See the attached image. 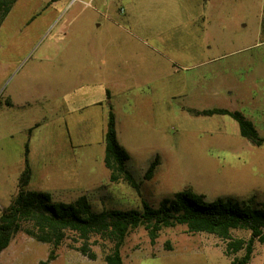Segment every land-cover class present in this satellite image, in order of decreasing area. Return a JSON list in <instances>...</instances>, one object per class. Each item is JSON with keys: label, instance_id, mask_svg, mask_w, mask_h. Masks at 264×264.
<instances>
[{"label": "rangeland", "instance_id": "1", "mask_svg": "<svg viewBox=\"0 0 264 264\" xmlns=\"http://www.w3.org/2000/svg\"><path fill=\"white\" fill-rule=\"evenodd\" d=\"M193 2L15 1L0 23V211L18 189L25 157L30 189L53 200L84 194L96 211L139 208L134 188L123 179L111 182L103 163L109 110L129 154L127 168L152 206L186 188L207 202L264 201V146H252L228 115L193 112H250L251 80L264 79V0ZM185 9L213 18L202 20V30L191 19L182 25ZM235 13L244 15L239 25ZM155 155L159 164L144 179ZM77 177L95 188H70ZM248 237L246 230L231 231L232 240ZM73 238L68 231L48 264H105L111 243L92 237L91 260L70 247L79 245ZM227 241L176 225L151 244L140 226L120 252L123 264H230L243 250L231 253ZM51 248L18 231L0 264H39ZM248 264H264L257 240Z\"/></svg>", "mask_w": 264, "mask_h": 264}, {"label": "trees", "instance_id": "2", "mask_svg": "<svg viewBox=\"0 0 264 264\" xmlns=\"http://www.w3.org/2000/svg\"><path fill=\"white\" fill-rule=\"evenodd\" d=\"M16 0H0V23L9 13ZM57 0H50L54 2ZM264 31V30H262ZM195 114H225L236 120L241 136L255 145L264 142L250 122L241 112L226 108L193 110ZM103 163L109 172V180L115 182L125 180L138 194L141 206L129 209H102L96 211L86 195H80L70 202L53 200L45 191L32 190L29 186L30 168L25 157V167L18 179V189L10 203L0 211V252L6 248L14 234L22 231L36 241L49 244L52 248L46 260L39 264H48L54 259V249L66 238L68 231L73 233L76 248L89 259L95 254L90 246L95 242L92 237L111 243L104 254L105 264H123L120 249L128 233L143 227L149 241L154 244L160 231L166 227L185 225L190 233H208L228 240L227 247L231 253L243 250L234 256L230 264H248L253 251L254 242L264 244V201L258 202L255 196L238 200L235 198H217L207 202L202 194L190 188L165 197L157 206H152L141 196L139 186L127 168L129 154L119 143L115 128V115L108 113L104 133ZM27 152V151H26ZM159 164L155 155L144 172V179H150ZM242 229L249 232L244 239H231V231ZM229 255V253H226Z\"/></svg>", "mask_w": 264, "mask_h": 264}, {"label": "crops", "instance_id": "3", "mask_svg": "<svg viewBox=\"0 0 264 264\" xmlns=\"http://www.w3.org/2000/svg\"><path fill=\"white\" fill-rule=\"evenodd\" d=\"M139 1H144V0H139ZM153 1H155V2L168 1L169 2L170 0H153ZM202 1H205V0H194L193 3L195 4V6L196 5L197 6L198 5L202 6ZM91 2H89L88 4H91ZM101 6L107 7V5H105V3H101ZM201 9H199L198 14H193L192 16H190L189 11H187L186 9L184 11H182L181 12L180 24H182V25L185 24L186 23V18L187 19H191L190 22L192 23V25H194L196 29L202 30V20L205 19V20L210 21L213 18V15L209 11L208 12H205V11L202 12ZM120 10H122V8ZM107 13H109V9H107ZM105 18L109 22H112L114 24L117 22L116 19L112 15L111 16L110 15H105ZM231 18L238 19V20H233V21H234L235 24L239 25L240 24L239 23V19H242V21H243L244 20V15L240 16L239 14L235 13L234 15H231ZM261 79L262 78H261L260 75H257V76L255 75L252 78V80H251L252 85H253V87L255 89L252 90L251 93H249V96H248V99L250 100V103H249L250 112L248 111L247 113H244V114L241 111H239V112H241L250 122H252L254 128L256 129V131L258 132V134L260 136H264V84H263V89H257V86H259L260 83H264V79H262L263 81H261ZM107 93H108V91H107ZM231 111H235V110H231ZM108 113L109 112H107V118H108ZM105 117H106V114H105ZM102 121H103L102 124L104 126V133H105L107 119L104 118ZM259 131H262V132L260 133ZM104 133H103V137H104ZM252 146H258V147L259 146H264V142L261 145H255V144L252 143ZM108 179H109V172H108ZM71 184H72V186L70 188H73V186H78V187H82V188L85 187L86 189H87V187L95 188V184H92L91 186H88V184L86 182H84L79 177L73 179V183H71ZM98 186H100V184H98L96 187H98ZM82 195H84V194H82ZM113 208H116V207H113ZM116 209H118V208H116ZM1 252H0V254H1ZM84 258H86V257H84ZM87 260H89V259H87Z\"/></svg>", "mask_w": 264, "mask_h": 264}]
</instances>
